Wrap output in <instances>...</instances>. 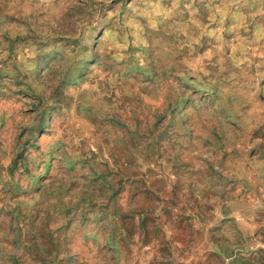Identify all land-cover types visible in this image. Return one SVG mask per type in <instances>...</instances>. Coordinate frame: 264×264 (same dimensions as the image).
Masks as SVG:
<instances>
[{
  "label": "rangeland",
  "instance_id": "374dc122",
  "mask_svg": "<svg viewBox=\"0 0 264 264\" xmlns=\"http://www.w3.org/2000/svg\"><path fill=\"white\" fill-rule=\"evenodd\" d=\"M0 264H264V0H0Z\"/></svg>",
  "mask_w": 264,
  "mask_h": 264
}]
</instances>
